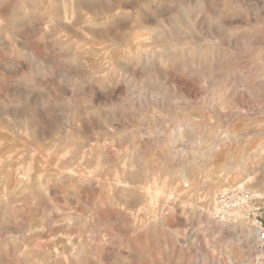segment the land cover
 Segmentation results:
<instances>
[{
    "label": "rangeland",
    "instance_id": "1",
    "mask_svg": "<svg viewBox=\"0 0 264 264\" xmlns=\"http://www.w3.org/2000/svg\"><path fill=\"white\" fill-rule=\"evenodd\" d=\"M18 1L17 0H0L1 2L0 3V38L1 36L4 37V39L1 38L2 42L0 41V48L2 50V51L0 50V61H1L0 62V75H1L0 76V101L2 100L0 104L3 103L1 104L2 106L9 105L8 108L12 112H17L16 115L19 116V117L16 116V118L13 117L14 121H12L11 116H10L11 119H8V117L4 116L3 117L4 119L0 120V145L2 144L0 146V158H1L0 159V169L3 166L6 167L10 165L9 166L10 169H8V167L6 168L3 167L4 170L3 169L0 170V180H1L0 181V189H1L0 190L1 191L0 192V199H1L0 200V264H75V263L76 264H241L242 261H246V260H248L247 264H262L258 249L255 246L251 247L253 245V242L249 243V241H247L246 238L243 236L241 232V226L239 225L240 224L239 219L237 220V218H235L234 215L230 214L229 212L221 213L222 211L221 207L223 208L224 204H227V203H223V202H220V200H217V202H219L218 208L220 209L218 213L214 210L215 208L212 202L210 201V194L211 193L213 194L217 191L215 195L216 196L220 195V192H218L219 191L218 187L214 185L212 187L209 184L202 183L200 179L201 174L196 170L192 172L194 174V177H193V174H191V172H189L190 175H188L189 173L186 174V184L184 183L182 179L178 177L179 175L177 174L181 172H186L185 168H182L181 166V163H180L182 161L181 158H185L184 157L185 154H186V158L191 157L194 154H192L193 151H191V149L187 147L189 145L188 142L187 141L185 142V144H188V145L184 144L185 139L184 141H178V137L176 136L174 130L176 131L178 128H179L178 130L180 131L184 130V132L185 130H188L189 135L192 136L191 138L196 137L197 143L202 144V142L199 141L200 137L206 140L209 139V137L212 134V131L215 129L216 125L218 124L217 121L186 123V121L189 120L188 117H193L197 113L196 110L194 108L193 110H190L187 107L184 108L183 104L178 106L176 104L172 105L167 102V100H169V98L170 99L173 98L175 94L176 95L178 94L179 96H184L186 98H192L195 93H198V94L201 93L200 83L192 79L185 69H184V72L182 71L183 70L182 64L179 63L181 62L180 61L181 57H179L181 53L175 49V47H177V49L182 46L185 48L189 47V44L191 41L187 37H181V36L180 37L174 36L173 38L172 37L168 38L169 40H166L167 38L163 40L162 38L160 41L158 40L156 42L152 41L154 39L150 41H141V44L143 46L148 47V48L143 47V49L145 48L144 51H146L147 53H150L151 52L150 50L152 49L154 52L156 50H159V48H157L158 46L165 47L166 51L169 53L167 55L168 59H170V61L168 60V65L166 67H164V64H158V62L156 63L155 60H157L156 57H158L156 53L154 54L151 53L152 55L150 56V60H149L150 70H147V71H144L143 66L135 62H131L130 64L129 63L120 64V65L116 64V65H113L114 67L111 66V63H110L111 62L110 58L117 59L120 57H125L126 56L125 49L133 47L135 45L136 42L132 40L134 33L139 32L140 29L142 28H143L142 30L158 29L156 28V26L159 27V25L156 23V20H157L155 19L156 16L158 15L164 16L163 15V13H165L164 11L166 10V8L169 7V4H167L168 2H170V7L172 11H174L179 1L175 4L174 0H151V1L150 0H134L137 3L136 4L133 0H130V1L129 0H109L111 4L110 7H105L103 2H101L102 0H95V2L93 3H89V2L85 3V1L80 0L81 9L76 15L77 18H75L74 24L72 26L61 25L60 27L53 26L51 28L54 33V36L56 37L59 36L61 39H64L65 40L64 45H66L67 47H69V49H71L67 57H65L63 52L61 50H58L57 47L55 50V46H49L50 44L40 40L38 38L39 37L38 35L37 36L34 35V29H38V27L39 29H41L40 26L42 25L43 27V24L46 23L47 15H52L55 18L59 17V14H61V12L60 10H57L56 7L65 3L66 0H29V1L28 0H18ZM152 1L154 2V4ZM222 1L225 2V0H222ZM235 1L237 4L236 6H233V7H236L237 9H239V7L241 6L240 5L241 2H243L244 0H235ZM255 1L259 5H264V0H260V1L253 0V2ZM20 5L21 7H19ZM226 7H227L226 9L228 10L229 9L228 4H226ZM24 8H27V10H25ZM35 8H36V11H35ZM156 8L159 10L156 11ZM92 9H95L96 12H98V14L96 15L91 14L90 10ZM97 9L99 10L97 11ZM29 10L31 12L28 13ZM38 10L42 12L43 14L41 13L42 14L41 15ZM18 11L19 13L15 15ZM25 11H27V13H25ZM83 11L85 12L83 13ZM143 12H145V14ZM24 13L27 16H25ZM30 13L31 15L33 14L34 16L32 15L31 17ZM132 13H134L135 17L131 16ZM18 15L20 18L19 17L17 18ZM22 15H24L23 18H22ZM39 15H41L42 18ZM120 15H121V20L123 18L122 21L126 20L125 22L122 23L120 21V18H119ZM146 15L148 17H146ZM227 15H228V11H227ZM227 15L226 16L222 15L223 17L220 16V19L223 21V26L225 27L232 26L234 30H236V28H238L239 26V32L241 33L244 30V25L245 26L246 24H249L250 26L255 25V27L257 26V30H255L256 32L254 31L253 35H255L256 39L251 40L248 44L249 47L245 48L242 46H236L235 44H230V45L228 43L226 44V42L223 40V35H220L219 37L221 38V44L223 45V48L220 53L221 55L217 59H215L216 62L215 60L213 61L214 64L215 65L217 64V65L214 66V64H212L211 66L212 68L209 74H211V78L214 76L224 78L229 72V70L232 69L231 65L232 66L234 65L236 66V69H238L240 73H243V75L246 76L245 78L246 80L243 86L250 87L254 90L251 95V99H252L251 103L249 106L247 105V101H246L247 97L236 98V103H237V107H240L243 109H248V107L252 108L250 110H254L255 116L251 117L250 119H246V120H228L227 121L228 123L226 121H220V122L222 126L235 127L237 132H240V133L245 132V134H249L250 132L247 138L253 139L251 136H254V134H251V132L256 133L257 131H264V126H263L264 124V58H262L261 60H258V57H259L258 50L261 48L264 50V23H263L264 21L261 24L256 25L257 24L256 19L252 16H248L247 12L243 10V15H244L243 21L240 24H238L236 28H234L233 23L231 21V17ZM84 16L88 17V20L87 19L85 20V18L82 19V17ZM36 17H37V20H36ZM28 20L30 22L32 21V24L29 23ZM88 21H94L97 23L104 21V27L102 28L92 27L91 28L87 23ZM139 21H140V24H138ZM108 22L110 23L108 24ZM125 23H126V26H125ZM134 23L136 24L134 25ZM31 25L34 28H32ZM121 25H123L124 27L123 26L121 27ZM137 25L139 26L137 27ZM142 25L144 27H142ZM77 27L79 30L77 29ZM62 30H64V32ZM237 31L238 29L236 30V32ZM65 32L68 33L67 34L68 37ZM206 33L204 34L203 32H201L198 34V36L200 38L206 37L207 35ZM101 36L102 37L104 36V37L102 38ZM25 41H27L28 43ZM147 42L152 47L148 46ZM1 43L5 45H1ZM43 43L45 46L43 45ZM121 43L123 47L121 46ZM76 44H78V46H76ZM171 44L173 47L171 46ZM83 45L84 47L85 45H88V46L84 48ZM90 45L92 46L99 45L100 47L103 48L104 51L101 53V55H97V54L80 55L79 56L80 60L79 59L77 61L73 60V56L75 54L83 53L84 50L86 49L89 50V48H91ZM154 45L155 47L153 48ZM34 46L36 47V49ZM114 46H117V47L114 48ZM39 47H40V50H39ZM78 47L80 51H78ZM109 47L111 51L109 50ZM14 48L16 49L14 50ZM48 48L50 49V52ZM171 48L173 50H169ZM33 49H35V51ZM57 50H58V53H57ZM16 51L19 54H17ZM40 51H43L42 52L43 54ZM55 52L57 55L55 54ZM14 53L17 55H15ZM30 53L32 56H35V59L33 61L35 64L34 63L32 64V62L30 63V61L26 60L27 59L26 57ZM175 54H176V57H175ZM19 55H22V57L19 58ZM61 57L62 58L64 57V58L62 59ZM173 57L176 58L177 60H175ZM20 59L21 61H19ZM65 59L67 60L66 63H65ZM41 60L45 62L43 63ZM104 60H107V61H104ZM18 61L21 63H19ZM35 61L38 63H36ZM82 61L88 62L87 64L83 65V70H81L84 73L82 72L79 73V72L74 71V75H72L73 80L70 85H67L65 83L60 84V82L57 80L56 75L50 74L48 72V75L46 76L47 73L46 71L44 72L46 68H47V71H50V69L53 68L52 70L54 71V73H56L58 71L57 69L62 68L61 66L63 67L64 66L65 67L75 66L76 67L77 64H79ZM56 62H58V64H55ZM70 62L72 63V65L70 64ZM170 62H172L171 63L172 65L170 64ZM9 63H11L10 69L9 67H6V65ZM38 64H40V67L38 66ZM134 64L136 65L135 67H133ZM35 65H37L38 67ZM100 65H102L101 67L102 72H104L106 75L108 74V76L111 75L115 78V80H112L110 82V86L103 88L101 83L96 81L95 78H91L89 81L90 86L88 84L83 89L81 87H78L80 84V81L86 78V76L90 75L89 69L98 68L100 67ZM43 66L44 67L46 66L45 69L43 68ZM18 68L19 70H17ZM176 68L179 69L180 71L177 70ZM6 69H8L9 71ZM109 69H110V72H109ZM11 70L12 72L10 73ZM31 70H33V72ZM38 70H41L43 73H45V75H43V73L41 74V72ZM164 70H166V72ZM5 71H6V75H4ZM18 71L19 72L21 71V72L19 73ZM8 72L10 75L9 74L7 75ZM27 72L29 73V75H27L28 74ZM35 72L36 73L38 72V73L36 74ZM111 72L113 73L115 72L114 75H112ZM122 72L124 73L123 74L124 77L122 76ZM131 72L132 74L135 73L136 75L134 74L132 75ZM162 72L164 73L162 74ZM39 73L42 76L41 78H40ZM23 74H26V75H23ZM138 74H139V77L137 76ZM36 75H38L39 78H37ZM115 76H118V78H120L122 82L118 80V78ZM24 77H26V79H28L27 77H31V78H29L30 80L28 79L26 81ZM51 78L53 79V81ZM116 79H117V82H116ZM153 81L154 82L156 81L155 83H157L158 85L157 84L155 85L158 86L159 88L165 87L166 89L164 88L163 89L166 92V94L163 91V89H159V91H161V93L159 94L158 87L157 89H155V85L151 83ZM49 82H52L53 84ZM118 83L120 84L122 83L123 87L121 85H118ZM142 83H143L144 88L142 86ZM51 84L54 85V87ZM72 84L73 85L75 84V85L73 86ZM152 84L154 87L152 86ZM14 85H17V87ZM47 85L48 86L51 85V87L50 86L46 87ZM58 85H62V86H58ZM116 85L119 87H117ZM8 86H12L14 88L11 90L15 91L14 93H16V96H17L16 98H12V93L9 91L11 87L8 88ZM98 86H100V88ZM6 87L8 88L7 92H6ZM74 87L80 88L79 91L77 90L73 91ZM50 88L51 90H49ZM60 88L62 90L64 89L63 94ZM147 88L150 91H148ZM153 88L154 90H152ZM27 91L29 94L31 93L29 96H27ZM69 91L73 95H71ZM139 91L142 92L141 101L138 104L137 110L133 112V110H131L132 108L130 105L132 101L131 98L135 99L136 92H139ZM155 91L157 92V94L154 93ZM132 92L135 94H133ZM167 93H170V94H167ZM129 94L131 95L129 96ZM166 95L167 96L169 95V96L166 97ZM100 97L102 99H100ZM144 97H146V99H144ZM29 98L32 102L35 100L36 102V103L34 102L35 105L32 104ZM35 98H37V100ZM40 99L42 101H40ZM97 99L99 100V102ZM8 100L10 101V103ZM17 101L19 105L17 104ZM6 102H8L9 104H7ZM23 102H26V103L23 104ZM43 102H48L50 106L46 107L43 104ZM69 102H71L70 110H68L67 108V105ZM147 103H148V106H147ZM14 104H16V106H14ZM22 104L23 105L27 104V105L23 106ZM89 104H90V107H89ZM42 105H44L43 106L44 109L42 108ZM83 105H84V108H82ZM140 108L144 112L140 111ZM169 108L170 110H168ZM18 109L20 110L18 111ZM126 109H129L128 114L126 113L127 112ZM160 110L161 112L163 110L162 115H161ZM176 110L178 111V113H176L177 112ZM83 111L85 113H83ZM122 111H123V114H122ZM36 112L37 114H35ZM33 113L39 116L42 121L40 122L37 116H35L34 118H37L38 121L32 118V116H34ZM46 113H47V116H46ZM59 113L61 114L60 116H59ZM179 113L181 116L179 115ZM117 114L120 115V117H117ZM166 114H167V118H166ZM113 115L115 116L113 117ZM124 115L125 117H127L126 118L127 120L125 119ZM68 116L71 119L69 120V122L70 121L71 122L69 124H64L62 120L68 119ZM178 116H179L180 121L176 119L178 118ZM6 118L10 120L9 121L10 124H8V120ZM118 118L121 124L119 123V120H117ZM144 118H146V121L144 120ZM102 119H104V121H102ZM123 119H125L126 122ZM184 120H185V123L182 122ZM58 121L60 122V124ZM177 121H179V123ZM229 121L231 122L229 123ZM1 122H3V124ZM35 122H38V124H34ZM72 122L74 124H72ZM49 124L51 128L49 127ZM146 124L149 126L147 127ZM151 124H152V128L150 127ZM35 125H37V127ZM39 125H40L41 132L39 131V127H38ZM56 125L62 127L63 129H66V125H67V129L71 131L72 135H75L74 129L76 128V126H78L77 128L79 130L76 128L77 134L75 138L73 136V141H75V145L78 144V146L77 147L73 146L71 148V146H68V143L65 145L62 143L63 146L59 147L58 141L60 137L62 136L63 132H61L62 130H57L58 132L55 131ZM71 125L73 127H70ZM131 125L133 126V128L130 129L129 126ZM118 126L121 127V128L119 127L120 131L119 130L114 131L113 133L108 134L109 136L105 134V133H108L106 132L108 131V129L114 130L113 127L116 128ZM149 127L151 131L149 130ZM18 128L25 129V130L27 129L26 130L27 134H23V133L20 134V132L17 131ZM173 128H176V129H173ZM88 130H91V131L89 132ZM132 130L135 131L134 134H132L133 132ZM129 131L131 132V134H129ZM31 133H33L34 135ZM41 133L44 135H42ZM17 136L20 138H18ZM152 136L154 137V140L152 139L153 138ZM23 138H25L26 141L24 140L22 142ZM89 139L91 141L90 144H94L96 142H99L101 144L104 143L106 148L104 146L102 150L98 151L99 154L97 151H94V150L87 151L86 149H84L85 152H82V149H80L79 145H82L83 143L85 144V142H87L86 145H88ZM92 139L95 140V142L93 140L94 143H92ZM260 139H262V137L257 138V140L255 138L254 145L251 143L252 145H250L247 148H249L250 151L251 149L254 150L256 145L261 144V142H258L260 141ZM37 140H38V143H36ZM76 140H78L79 143ZM142 140L144 142H142ZM42 141H45V142L41 143ZM149 141H151L150 142V145H152L151 147L148 144ZM54 142L55 144H53ZM251 142L253 141L251 140ZM29 143H30V146L32 145L34 146V148L37 147V149H34L32 146L30 147L26 145ZM138 143L139 145H137ZM141 143H143V145ZM144 143H145V146H144ZM21 144L23 146H21ZM108 144H114V145H110L111 147L110 146L107 147ZM115 144L117 145V147H115L116 146ZM56 145H58L59 148L57 147L56 150H52V152L54 151V153L50 152V154H48L49 151H47V149L50 147L56 146ZM69 145L71 144L69 143ZM127 145L128 147H130L129 148L130 150L128 149L127 151H123V152H121L120 150L118 151L120 147L124 148L125 146L127 147ZM134 145L137 146L136 150H134L135 149ZM131 146L133 147L132 149H131ZM174 146H175V150L173 148ZM16 147H17V150H16ZM32 149H34L33 150L34 153ZM30 151H32L33 153L32 155ZM175 151L177 154H175ZM41 152H43V154ZM45 152L47 153V155L45 154ZM95 152H96V155H95L96 157L94 156ZM195 152L196 151H194L193 153ZM51 153H52V156H51ZM63 153H64V156H63ZM171 153L173 154L171 155ZM20 154L22 155V157ZM39 154L40 155L42 154L41 155L42 157ZM66 154H68V156ZM44 155L48 157L46 158ZM100 155L102 157H100ZM128 155H130V158ZM182 155L184 156L182 157ZM97 156H99L98 157L99 159L96 160L95 158H97ZM116 156H117V159H115ZM125 156H127L128 158ZM231 156L235 157L237 156V153H232ZM29 157H31V159ZM107 157H109L110 159L108 158L109 160L108 159L105 160V158ZM5 158L7 159L9 158V159L7 160ZM82 158L84 159L81 160ZM123 158L126 160V162ZM32 159L34 160V162L30 161ZM44 159H46L47 161L45 162ZM127 159H129V161H127ZM43 161L45 164L42 163ZM221 161L224 162V156L221 157ZM55 162L58 164H56ZM28 163L31 166H29ZM37 163L38 164L42 163V164H39V166L42 168H40ZM85 164H86V167L89 166L88 170L85 167ZM94 164L95 165L97 164L98 167L95 166ZM54 165L55 166L57 165L59 167L57 168L56 166V170H55ZM18 166H19V169H17ZM28 166L33 168L32 170L33 175L37 174L38 172L44 173L43 178H42V187L43 188L46 187L45 188V190H47L46 192H42V193L41 191L36 192L35 187H27L25 185H19V187H16L17 185L15 186V181H13V179H15V177L16 179H18L19 175H21L22 169H25ZM93 166L95 168H98V170L97 169L95 170ZM45 167H46L45 169L46 171L44 170ZM89 168H94V170L91 171V169L89 170ZM109 168L111 170H109ZM125 168L127 169L129 168V170L127 171ZM57 169H59L58 173H57ZM61 169L63 171L66 170L65 171V173L67 172L66 175ZM103 169L104 170L106 169V170L105 172L102 173ZM263 170L264 169L258 170V174L263 175L264 174ZM166 171H169V172L171 171L172 173H169V172L166 173ZM15 172L16 173L18 172L17 173L18 175L15 174ZM87 172H90L91 175L90 173L88 174ZM10 173L12 174V176L10 175ZM115 173L117 174V176L121 175L119 179L118 178L116 179L115 177L116 175H114ZM112 175L115 177L114 179ZM99 176H102V180L104 179L105 181L104 180L102 181L101 177ZM65 177L66 179H64ZM56 178H57V181H56ZM106 178L110 182H107ZM231 178L229 179L228 183H230V180H232ZM87 179H91V180H87ZM242 179L243 177H241L240 179H236V180L240 181ZM83 180L84 182H82ZM93 180L95 183L92 182ZM116 180L120 183H116L117 182ZM13 182H14V185H13ZM148 182L150 184H148ZM160 182L163 184H161ZM241 183L244 184L245 186L244 188L246 189L256 188L254 186V183H251L249 181L244 180ZM106 187H109V188L107 189ZM158 187L164 188L167 192L174 190L175 193L170 198L166 196L160 198L158 200V203L156 202L157 205L156 206L153 205L152 207V205H148V201H147L148 197H147L146 189L147 188H158ZM235 187L239 188L238 185H235L234 188ZM49 188H50V191L48 190ZM123 189L124 191L122 192ZM213 189H215L214 192H213ZM246 189L243 190L240 188V190L247 193ZM263 189L264 187L259 188V190H263ZM32 190L34 191L31 193ZM111 190L113 191V193ZM3 191H5L3 195L6 194V196L5 195L3 196L1 194ZM34 193H36L37 195L35 196ZM63 194L65 197L63 196ZM99 196H100V199H99ZM3 197H5L6 199ZM103 197H106L107 199L106 198L102 199ZM256 198L258 201L256 207L260 209V211L263 214V218H264V197L259 196ZM109 200H112V201L110 202ZM112 202L113 204H110ZM149 208L152 210H150ZM243 208L246 211L245 207ZM245 211H244V214H245ZM244 218H245V224L247 226L245 229L249 228L252 230L253 218L251 217L247 218L246 214L244 215ZM26 238L28 239V241ZM226 249H228L229 251L232 252V254H234L232 256L231 261L227 258L226 254H224Z\"/></svg>",
    "mask_w": 264,
    "mask_h": 264
},
{
    "label": "bare ground",
    "instance_id": "2",
    "mask_svg": "<svg viewBox=\"0 0 264 264\" xmlns=\"http://www.w3.org/2000/svg\"><path fill=\"white\" fill-rule=\"evenodd\" d=\"M18 1V0H17ZM29 1V0H28ZM27 1V2H28ZM81 1H85V3H87V2H89V3H93V2H95V0H81ZM130 1V0H129ZM134 1V0H133ZM151 1V0H150ZM179 1V2H178ZM258 1H260V0H258ZM257 1V2H258ZM3 2V1H2ZM19 2V1H18ZM101 2H103V4L105 5V7H110V1L109 0H102ZM135 2V1H134ZM147 2V1H146ZM153 2V1H152ZM173 2V1H172ZM174 2H175V4L178 2V4L176 5V9L174 10V11H172V9H171V7H170V2H168L167 4H169V7L168 8H166V10L164 11L165 13H163V15L164 16H160V15H158V16H156V18L155 19H157L156 20V23L159 25V27H157L156 26V28H158V29H147V30H142V29H140V31L139 32H136V33H134L133 34V37L132 36H130V37H132V40L133 41H135L136 43H135V45L133 46V47H130V48H127V49H125V53H126V56L125 57H120V58H117V59H111L110 58V63H111V66H113V65H116V64H125V63H131V62H135V63H137V64H140L141 66H143V68H144V71H147V70H150V56L152 55L151 53H156L157 54V56L158 57H156L157 58V60H155L156 61V63L158 62V64H164V67H166L167 65H168V60L170 61V59H168V52L166 51V49H165V47L163 48V47H160V46H158L157 47V45H156V47L157 48H159V50H156L155 52L153 51V49L152 50H150L151 52L150 53H147L146 51H144V49L147 47V46H143L142 44H141V41H150V40H152V39H154V40H152V41H160L162 38H163V40L164 39H166V40H169L168 38H173L174 36H177V37H187L191 42H190V44H189V47H179L178 49H177V47H175V49L176 50H178L180 53H181V55L179 56V57H181V62H179L180 64H182V67H183V72H184V69L187 71V73L189 74V76L192 78V79H194V80H196L197 82H199L200 83V85H201V93L200 94H198V93H195L194 94V96L192 97V98H186V97H184V96H179L178 94L176 95L175 94V96L173 97V98H169V100H167V102L168 103H170V104H176V105H181V104H183V107L184 108H189L190 110H193V108L196 110V114L193 116V117H188V121H186V123H194V122H211V121H217V125H216V127H215V129L212 131V134H211V136L209 137V139H204V138H201L200 136V139H199V141H201L202 142V144H198L197 143V140H196V137H194V138H191L192 136H190L189 135V131L188 130H185V132H184V130H183V128H182V130L183 131H180V130H174V132H175V134H176V136L178 137V141H184V139H185V141H184V144H185V142L187 141L188 142V144H185V145H188L187 147L188 148H190L191 149V151H196L195 153H193L192 152V154H194L193 156H191V157H187L186 158V154H185V156L184 155H182V157L184 156L185 158H181L182 159V161L180 162L181 163V166H182V168H185V170H186V172H181V173H177L179 176V178L180 179H182L183 181H184V183L186 184V174L187 173H189V172H191V174H193L192 172L193 171H198L200 174H201V176H200V179H201V181H202V183H206V184H209V185H211L212 187H213V185L214 186H217L218 187V189H219V191L218 192H220V195H215V193L217 192H215V193H211L210 194V201L212 202V204H213V206H214V210L218 213V211H219V209L220 208H218V203L219 202H217V200H219V198H221L223 195H225V194H227L231 189H233L234 188V186L235 185H238V187L239 188H241V189H246V188H244L245 186H244V184H242L241 182H243L244 180H246V181H249V182H251V183H254V186L256 187L255 189H252V188H247L246 190H247V193H249L251 196H254V197H264V189L263 190H259V188L260 187H264V174L263 175H261V174H258V170H260V169H264V131H257L256 133H252L251 132V134H254V136H251L253 139H248L247 138V136L250 134V132H249V134H245V132L244 133H240V132H237V130H236V128L235 127H228V126H222L221 125V122L220 121H228V120H246V119H250L251 117H253V116H255V112H254V110H250V109H252V108H249L248 107V109H243V108H240V107H237V103H236V98H238V97H240V98H245V97H247V105L249 106L250 105V103H251V95H252V93H253V89L252 88H250V87H247V86H243V84H244V82H245V78H246V76H244L243 75V73H240L239 71H238V69H236V66H232L231 65V68L232 69H230L229 70V72L227 73V75L224 77V78H220V77H218V76H214V77H212L211 78V74H209L210 73V70H211V66H212V64H214V60L215 59H217L221 54V50H222V48H223V45L221 44V38L219 37L220 35H223V40L226 42V44L228 43L229 45L230 44H235L236 46H242V47H245V48H248L249 47V42L251 41V40H254V39H256V37H255V35H253V33H254V31L255 30H257V26L255 27V25L254 26H250L249 24H246V26L244 25V30L240 33L239 32V26H238V28H236V26L238 25V24H240L242 21H243V10H245L246 12H247V15L248 16H252V17H254L255 19H256V25H258V24H261L263 21H264V5H259V4H257L256 3V1L255 2H253V0H244L243 2H241V6L239 7V9H237L236 7H233V6H236V1L235 0H225V2L224 1H222V0H183V1H181V0H177V1H175L174 0ZM1 3V2H0ZM130 3V2H129ZM136 3V2H135ZM139 3V2H138ZM151 3V2H150ZM261 3H262V1H261ZM29 4V3H28ZM35 4V3H34ZM33 4V5H34ZM126 4V3H125ZM134 4V3H133ZM137 4V3H136ZM142 4V3H141ZM153 4H154V2H153ZM226 4H228V6H229V9L227 10L226 8ZM24 5V4H23ZM22 5V6H23ZM36 5V4H35ZM60 5V4H59ZM122 6H124V5H122ZM151 6H153V5H151ZM164 6V5H163ZM15 7H16V5H15ZM19 7H21V5L19 6ZM35 7H37V6H35ZM103 7V6H102ZM130 7V6H129ZM135 7V6H134ZM133 7V8H134ZM166 7V6H165ZM23 8V7H22ZM32 8H33V6H32ZM96 8V7H95ZM146 8V7H145ZM174 8V7H173ZM25 10H27V8H24ZM31 9V8H30ZM56 9L57 10H60V12H61V14H59V17H57V18H55V17H53L52 15H47V20H46V23H44L43 24V27H42V25L40 26L41 27V29H39V27H38V29H34V35L35 36H39L38 38L40 39V40H42V41H44V42H47L48 44H50L49 46H55V50H56V47H57V49L58 50H61L62 52H63V54H64V56L65 57H67V55H69L68 53H70V51H71V49H69V47H67L66 45H64V43H65V40L64 39H61L59 36L58 37H56V36H54V33H53V31H52V27L54 26V27H60L61 25H68V26H72L73 24H74V20H75V18H77L76 17V15L78 14V12L80 11V9H81V5H80V0H66V2L65 3H63L62 5H60V6H58V7H56ZM68 9V10H67ZM125 9H126V7H125ZM130 9V8H129ZM136 9V8H135ZM23 10V9H22ZM32 10H34V9H32ZM99 9H97V11H98ZM159 9H157L156 8V11H158ZM2 11V10H1ZM14 11V10H13ZM12 11V12H13ZM20 11V10H19ZM19 11L15 14V15H17L18 13H19ZM35 11H36V8H35ZM39 11V10H38ZM103 11V10H102ZM118 11V10H117ZM116 11V12H117ZM129 11V10H128ZM227 11H228V15L231 17V21H232V23H233V26H234V28H236V30L238 29V33L236 32V30H234L233 28H232V26H223V21L220 19V16H226L227 15ZM23 12V11H22ZM29 12H31L30 10L28 11V13ZM85 11H83V13H84ZM90 12H91V14H94V15H96V14H98V12H96V10L95 9H92V10H90ZM149 12H151V11H149ZM25 13H27V11H25ZM25 13H24V15H25ZM39 13L41 14L42 12H40L39 11ZM87 13V12H86ZM105 13V12H104ZM138 13H139V11H138ZM144 14H145V12H143ZM3 14V13H2ZM23 14V13H22ZM35 14H36V12H35ZM43 14V13H42ZM41 14V15H42ZM111 14V13H110ZM156 14V13H155ZM162 14V13H161ZM24 15H22V18L24 17ZM30 15H31V13H30ZM33 15V14H32ZM32 15H31V17H32ZM41 15H39V16H41ZM125 15V14H124ZM131 15V14H130ZM152 15V14H151ZM227 15V16H228ZM25 16H27V15H25ZM34 16V15H33ZM45 16V15H44ZM88 16V15H87ZM89 16H90V14H89ZM131 16H134V13H132V15ZM139 16V15H138ZM137 16V17H138ZM222 16V17H223ZM19 17V15L17 16V18ZM135 17V16H134ZM146 17H148L147 15H146ZM164 17V18H163ZM20 18V17H19ZM26 18V17H25ZM41 18H42V16H41ZM40 18V19H41ZM85 18V20L87 19L88 20V17H86V16H84V17H82V19H84ZM120 21L123 23V22H125V21H122L123 20V18H122V20H121V15H120ZM152 18V17H151ZM7 19V18H6ZM30 19V18H29ZM35 19V18H34ZM81 19V18H80ZM91 19V18H90ZM139 19V18H138ZM150 19V18H149ZM3 20V19H2ZM26 20V19H25ZM36 20H37V17H36ZM77 20V19H76ZM85 20H84V22H85ZM154 20V19H153ZM23 21V20H22ZM29 21V20H28ZM38 21H39V19H38ZM107 21V20H106ZM229 21V20H228ZM21 22V21H20ZM27 22V21H26ZM33 22H35V21H33ZM42 22V21H41ZM120 22V23H121ZM128 22H130V21H128ZM29 23H31L32 24V21L30 22L29 21ZM28 23V24H29ZM88 23V25L92 28V27H98V28H102V27H104V21L103 22H100V23H97V22H94V21H88L87 22ZM86 23V24H87ZM110 22H108V24H109ZM138 23V22H137ZM152 23V22H151ZM264 23V22H263ZM5 24V23H4ZM35 24V23H34ZM33 24V25H34ZM77 24V23H76ZM106 24V23H105ZM136 23H134V25H135ZM138 24H140V21H139V23ZM234 24H236V25H234ZM120 25V24H119ZM124 25V24H123ZM123 25H121V27L123 26ZM128 25V24H127ZM87 26V25H86ZM118 26V25H117ZM125 26H126V23H125ZM139 25H137V27H138ZM153 26V25H152ZM24 27V26H23ZM31 27L32 28H34L32 25H31ZM106 27V26H105ZM124 27V26H123ZM135 27V26H134ZM142 27H144L143 25H142ZM259 27V26H258ZM75 28V27H74ZM146 28V27H145ZM153 28V27H152ZM241 28V27H240ZM73 29V28H72ZM77 29H78V27H77ZM97 29V28H96ZM25 30V29H24ZM33 30V29H32ZM74 30H76V29H74ZM79 30V29H78ZM105 30V29H104ZM113 30V29H112ZM133 30V29H132ZM134 30H135V28H134ZM22 31V30H21ZM63 32H64V30H62ZM67 31V30H66ZM120 31V30H119ZM73 32V31H72ZM76 32V31H75ZM201 32H203L204 34L206 33L207 35H206V37H199L198 36V34L199 33H201ZM256 32V31H255ZM58 33V32H57ZM66 33V32H65ZM77 33V32H76ZM124 33V32H123ZM30 34V33H29ZM68 33H66V35H67ZM71 34V33H70ZM32 35V34H31ZM119 35H120V33H119ZM24 36V35H23ZM30 36V35H29ZM71 36V35H70ZM25 37V36H24ZM26 37H27V35H26ZM67 37H68V35H67ZM74 37V36H73ZM102 37V36H101ZM104 37V36H103ZM102 37V38H103ZM1 38H3L4 39V37H2L1 36ZM1 38H0V41H1ZM70 38V37H69ZM108 38V37H107ZM34 39V38H33ZM71 39V38H70ZM74 39V38H73ZM76 39V38H75ZM94 39V38H93ZM121 39V38H120ZM177 39V38H176ZM132 40H130V41H132ZM184 40V39H183ZM187 40V39H186ZM77 41V40H76ZM81 41V40H80ZM115 41V40H114ZM174 41V40H173ZM2 42V41H1ZM21 42H23V41H21ZM25 42H27V41H25ZM30 42H31V40H30ZM67 42V41H66ZM70 42V41H69ZM71 42H72V40H71ZM70 42V43H71ZM100 42V41H99ZM169 42V41H168ZM180 42V41H179ZM260 42V41H259ZM28 43V42H27ZM38 43V42H37ZM40 43H42V42H40ZM80 43V42H79ZM85 43V42H84ZM108 43V42H107ZM148 43V42H147ZM162 43V42H161ZM171 43V42H170ZM223 43V42H222ZM6 44H8V43H6ZM17 44H19V43H17ZM22 44V43H21ZM67 44V43H66ZM69 44V43H68ZM95 44V43H94ZM100 44H102V43H100ZM116 44V43H115ZM131 44V43H130ZM134 44V43H133ZM160 44V43H159ZM164 44V43H163ZM1 45H5V44H3V43H1ZM27 45V44H26ZM26 45H24V46H26ZM43 45H44V43H43ZM106 45V44H105ZM112 45V44H111ZM16 46V45H15ZM45 46V45H44ZM69 46V45H68ZM76 46H78V44H76ZM88 45H85V47H87ZM91 46V48H89V50H84V52L83 53H77V54H75L74 56H73V60L74 61H77L78 59H79V56L80 55H86V54H97V55H101V53L104 51L103 50V48L102 47H100L99 45L97 46V45H90ZM96 46V47H95ZM121 46H122V43H121ZM125 46V45H124ZM148 46H150L149 45V43H148ZM171 46H172V44H171ZM8 47V46H7ZM10 47V46H9ZM35 47V46H34ZM42 47V46H41ZM83 47H84V45H83ZM84 47V48H85ZM115 47H117V46H114V48ZM123 47V46H122ZM143 47H145L144 49H143ZM150 47H152V46H150ZM149 47V48H150ZM155 47V45L153 46V48ZM173 47V46H172ZM259 47V46H258ZM3 48V47H2ZM17 48V47H16ZM16 48H14V50L16 49ZM45 48V47H44ZM105 48V47H104ZM148 48V47H147ZM35 49H36V47H35ZM35 49H33L34 51H35ZM122 49V48H121ZM0 50H1V48H0ZM19 50V49H18ZM17 50V51H18ZM39 50H40V47H39ZM38 50V51H39ZM46 50V49H45ZM48 50H49V52H50V49L48 48ZM47 50V51H48ZM58 50H57V53H58ZM109 50L111 51V49H110V47H109ZM148 50V49H147ZM169 50H173L172 48L171 49H169ZM2 51V50H1ZM10 51V50H9ZM17 51H16V53H17ZM46 51V52H47ZM52 51H53V49H52ZM78 51H80V49H79V47H78ZM107 51V50H106ZM26 52V51H25ZM41 53L43 52V51H40ZM48 52V53H49ZM108 52V51H107ZM124 52V51H123ZM4 53V52H3ZM21 53V52H20ZM40 53V54H41ZM73 53V52H72ZM177 53V52H176ZM185 53H187V54H185ZM6 54V53H5ZM15 54V53H14ZM17 54H19V53H17ZM17 54H15V55H17ZM43 54V53H42ZM51 54V53H50ZM54 54V53H53ZM55 54H56V52H55ZM107 54V53H106ZM105 54V55H106ZM172 54H173V52H172ZM224 54V53H223ZM256 54H257V52H256ZM11 55V54H10ZM38 55V54H37ZM57 55V54H56ZM108 55V54H107ZM115 55V54H114ZM113 55V56H114ZM258 55H259V57H258V60H261L262 58H264V50L261 48V49H259L258 50ZM7 56V55H6ZM25 56V55H24ZM170 56V55H169ZM20 57H22V55H19V58ZM26 57V56H25ZM41 57H42V55H41ZM40 57V58H41ZM106 57V56H105ZM110 57V56H109ZM175 57H176V54H175ZM6 58V57H5ZM8 58V57H7ZM14 58V57H13ZM16 58V57H15ZM27 59L26 60H28V61H30V63L32 62V64L34 63L33 61H34V59H35V56H32L31 55V53L26 57ZM62 58V57H61ZM64 58V57H63ZM62 58V59H63ZM116 58V57H115ZM174 58V57H173ZM177 58H178V56H177ZM9 59V58H8ZM104 59V58H103ZM175 60H177L176 58H174ZM228 59V58H227ZM2 60V59H1ZM7 60V59H6ZM23 60H25V59H23ZM22 60V61H23ZM39 60V59H38ZM46 60V59H45ZM68 60H70V59H68ZM80 60V59H79ZM154 60V59H153ZM222 60V59H221ZM19 61H21V59L19 60ZM18 61V62H19ZM36 61H37V59H36ZM35 61V62H36ZM42 61V60H41ZM56 61V60H55ZM66 59H65V63H66ZM104 61H107V60H104ZM225 61V60H224ZM1 62V61H0ZM9 62V61H8ZM15 62V61H14ZM40 62V61H39ZM43 62V61H42ZM45 62V61H44ZM43 62V63H44ZM173 62V61H172ZM172 62H170V64L172 63ZM215 62H216V60H215ZM3 63V62H2ZM7 63V62H6ZM19 63H21V62H19ZM36 63H38V62H36ZM69 63V62H68ZM88 62H80L79 64H77V66L75 67V66H68V67H63V66H61L62 68H60V69H57L56 71V73H54V71L52 70L53 68H51L50 69V71H47V68H46V70H44V72L46 71V76L48 75V72L50 73V74H54V75H56V77H57V80L60 82V84L61 83H65V84H67V85H70L71 83H72V80H73V76L72 75H74V71L75 72H82L81 70H83V65H85V64H87ZM109 63V62H108ZM152 63V62H151ZM153 63H154V61H153ZM14 64V63H13ZM35 64V63H34ZM49 64V63H48ZM55 64H58V62H56ZM70 64L72 65V63L70 62ZM232 64V63H231ZM10 65H11V63H9V64H7L6 65V67H9V69H10ZM67 65V64H66ZM127 65V64H126ZM132 65V64H131ZM172 65V64H171ZM170 65V66H171ZM217 65V64H216ZM215 64H214V66H216ZM15 66V65H14ZM24 66H25V64H24ZM23 66V67H24ZM35 66H37V65H35ZM38 66L40 67V64H38ZM37 66V67H38ZM106 66V65H105ZM136 65L134 64V66L133 67H135ZM159 66V65H158ZM221 66V65H220ZM227 66V65H226ZM16 67V66H15ZM32 67H33V65H32ZM46 67V66H45ZM45 67L43 66V68L45 69ZM59 67V66H58ZM101 67H102V65H100V67H98V68H92V69H89V71H90V77L89 76H86V78H84V79H82L81 81H80V84H79V86L78 87H81L82 89L83 88H85L88 84H89V81H90V79L91 78H95L96 79V81H98L99 83H101V85H102V87L104 88V87H109L110 86V82L112 81V80H115V78L113 77V76H108V74L106 75L104 72H102V69H101ZM114 67V66H113ZM112 67V68H113ZM131 67V66H130ZM139 67V66H138ZM160 67V66H159ZM159 67H158V69H159ZM218 67V66H217ZM216 67V68H217ZM13 68V67H12ZM110 68V67H109ZM116 68V67H115ZM155 68H156V66H155ZM181 68V67H180ZM20 69H21V67H20ZM25 69V68H24ZM34 69V68H33ZM142 69V68H141ZM166 69V68H165ZM177 69V68H176ZM6 70H8V69H6ZM17 70H19V68L17 69ZM35 70V69H34ZM43 70V69H42ZM112 70V69H111ZM177 70H179V69H177ZM214 70V69H213ZM220 70V69H219ZM9 71V70H8ZM16 71V70H15ZM22 71V70H21ZM20 71V72H21ZM25 71V70H24ZM32 72H33V70H31ZM38 71H40L41 72V74L43 73L41 70H38ZM116 71V70H115ZM133 71V70H132ZM165 72H166V70H164ZM180 71V70H179ZM178 71V72H179ZM3 72V71H2ZM12 72V70L10 71V73ZM19 72V71H18ZM19 72V73H20ZM109 72H110V69H109ZM118 72H119V70H118ZM216 72V71H215ZM28 73V72H27ZM36 73V72H35ZM38 73V72H37ZM36 73V74H37ZM82 73H84V72H82ZM112 73V75H114V73L113 72H111ZM161 73V72H160ZM164 72H162V74H163ZM168 73V72H167ZM9 74V72L7 73V75ZM40 74V73H39ZM41 74H40V78L42 77L41 76ZM119 74V73H118ZM124 73L122 72V76L124 77V75H123ZM131 74H132V72H131ZM134 75H136L135 73H133ZM132 74V75H133ZM247 74V73H246ZM4 75H6V71H5V74ZM10 75V74H9ZM12 75V74H11ZM23 75H26V74H23ZM27 75H29V73L27 74ZM43 75H45V73H43ZM79 75V74H78ZM157 75V74H156ZM165 75V74H164ZM163 75V76H164ZM212 75H213V73H212ZM217 75V74H216ZM219 75H221V74H219ZM1 76V75H0ZM20 76H22V75H20ZM37 76V78H39L38 77V75H36ZM51 76V75H50ZM121 76V75H120ZM119 76V77H120ZM138 77H139V74L137 75ZM33 77H34V75H33ZM54 77V76H53ZM78 77V76H77ZM115 77H117L118 78V76H115ZM126 77V76H125ZM21 78V77H20ZM25 78V80L27 81L29 78H31V77H27L28 79H26V77H24ZM45 78V77H44ZM55 78V77H54ZM75 78V77H74ZM149 78V77H148ZM153 78V77H152ZM161 78V77H160ZM43 79V78H42ZM52 79V78H51ZM168 79V78H167ZM166 79V80H167ZM15 80V79H14ZM30 80V79H29ZM35 80H37V79H35ZM34 80V81H35ZM41 80V79H40ZM39 80V81H40ZM55 80V79H54ZM118 80H120V78H118ZM128 80V79H127ZM12 81V80H11ZM52 81H53V79H52ZM71 81V82H70ZM94 81V80H93ZM121 82H122V80H120ZM30 82V81H29ZM28 82V83H29ZM31 82H32V80H31ZM38 82V81H37ZM55 82H57V81H55ZM92 82V81H91ZM116 82H117V79H116ZM156 82V81H155ZM154 81L153 82H151V83H153L154 85L155 84H157V83H155ZM168 82V81H167ZM248 82H250V81H248ZM23 83V82H22ZM24 83H25V81H24ZM28 83H27V85H28ZM49 83H52V82H49ZM147 83V82H146ZM164 83V82H163ZM53 84V83H52ZM51 84V85H52ZM117 84V83H116ZM126 84V83H125ZM141 84V83H140ZM153 84H152V86H153ZM26 85V84H25ZM36 85V84H35ZM51 85H49L50 87H51ZM66 85V86H67ZM73 85V84H72ZM75 85V84H74ZM73 85V86H74ZM96 85V84H95ZM99 85V84H98ZM118 85H121L122 86V83L120 84V83H118ZM139 85V84H138ZM137 85V86H138ZM158 85V84H157ZM169 85V84H168ZM6 86V85H5ZM13 86V85H12ZM12 86H8V88L9 87H11L10 89H9V91L12 93V98H16L17 96H16V93H14L15 91L14 90H11V89H14ZM14 86H16L17 87V85H14ZM24 86V85H23ZM48 85L46 86V87H49ZM53 87H54V85H52ZM58 86H62V85H58ZM89 86H90V84H89ZM117 86V85H116ZM126 86V85H125ZM142 86H143V83H142ZM151 86V87H152ZM165 86V85H164ZM28 87V86H27ZM36 87V86H35ZM39 87V86H38ZM64 87V86H63ZM78 87H74V89H73V91H79V89L80 88H78ZM97 87V86H96ZM99 88H100V86H98ZM117 87H119V86H117ZM123 87V86H122ZM154 87V86H153ZM157 87L158 86H156L155 85V89H157ZM8 88L6 87V92H7V90H8ZM20 88V87H19ZM57 88V87H56ZM66 88V87H65ZM78 88V89H77ZM93 88V87H92ZM139 88V87H138ZM143 88H144V86H143ZM142 88V89H143ZM164 89H166L165 87H163ZM163 88H159L158 87V92H159V94L161 93V91H159V89H163ZM16 89V88H15ZM61 89V88H60ZM71 89V90H72ZM114 89V88H113ZM116 89V88H115ZM119 89H121V88H119ZM125 89V88H124ZM134 89V88H133ZM164 89H163V91H164ZM49 90H51V88L49 89ZM62 90V89H61ZM60 90V91H61ZM70 90V91H71ZM88 90V89H87ZM127 90H128V88H127ZM130 90V89H129ZM136 90V89H135ZM147 90H148V88H147ZM152 90H154V88L152 89ZM199 90V91H200ZM8 91V92H9ZM18 91H19V89H18ZM59 91V92H60ZM63 91H64V89L61 91L62 92V94H63ZM69 91V93H71ZM120 91V90H119ZM145 91V90H144ZM148 91H150V90H148ZM167 91V90H166ZM16 92H17V90H16ZM82 92V91H81ZM86 92V91H85ZM92 92V91H91ZM105 92H106V90H105ZM114 92V91H113ZM165 92V91H164ZM172 92V91H171ZM133 93V92H132ZM148 93V92H147ZM151 93V92H150ZM154 93H156L157 94V92L155 91ZM31 94V93H30ZM29 93H28V91H27V96H29L30 95ZM41 94V93H40ZM96 94V93H95ZM95 94H94V96H95ZM133 94H135V93H133ZM165 94H166V92H165ZM167 94H170V93H167ZM71 95H73L72 93H71ZM90 95V94H89ZM97 95H98V93H97ZM126 95V94H125ZM131 94H129V96H130ZM141 95H142V92H136V97H135V99H133V98H131L132 99V101H131V103H130V105H131V108H129V109H131V110H133V112L135 111V110H137V108H138V104H139V102L141 101ZM144 95V94H143ZM8 96V95H7ZM42 96V95H41ZM86 96V95H85ZM92 96V95H91ZM90 96V97H91ZM103 96V95H102ZM145 96V95H144ZM169 96V95H168ZM167 95H166V97H168ZM6 97V96H5ZM20 97V96H19ZM32 97V96H31ZM67 97V96H66ZM98 97V96H97ZM124 97H126V96H124ZM143 97V96H142ZM42 98V97H41ZM71 98V97H70ZM93 98V97H92ZM36 100H37V98H35ZM38 99H39V97H38ZM45 99V98H44ZM56 99V98H55ZM100 99H102L101 97H100ZM130 99V98H129ZM144 99H146V97H144ZM27 100V99H26ZM25 100V101H26ZM29 100H30V98H29ZM98 100V99H97ZM158 100V99H157ZM162 100V99H161ZM2 101V100H1ZM0 101V102H1ZM9 101V100H8ZM31 101V100H30ZM40 101H42L41 99H40ZM67 101V100H66ZM77 101V100H76ZM75 101V102H76ZM90 101H91V99H90ZM129 101V100H128ZM163 101V100H162ZM12 102V101H11ZM32 102V101H31ZM35 100L32 102V104H34L35 105ZM39 102V101H38ZM55 102V101H54ZM83 102V101H82ZM98 102H99V100H98ZM97 102V103H98ZM158 102V101H157ZM7 104H9L10 103V101H9V103L8 102H6ZM14 103V102H13ZM22 103V102H21ZM24 103H26V102H23V104ZM59 103V102H58ZM66 103V102H65ZM91 103V102H90ZM1 104H3V103H1ZM0 104V105H1ZM17 104H18V101H17ZM22 104V105H23ZM29 104V103H28ZM43 104L46 106V107H49L50 106V104L48 103V102H43ZM54 104V103H53ZM64 104V103H63ZM116 104V103H115ZM129 104V103H128ZM154 104V103H153ZM169 104V105H170ZM11 105V104H10ZM13 105V104H12ZM19 105V104H18ZM27 105V104H26ZM26 105H23V106H26ZM44 105H42V108H43V106ZM67 105V104H66ZM65 105V106H66ZM100 105V104H99ZM247 105H246V107H247ZM14 106H16V104H14ZM31 106V105H30ZM70 106H71V102H69L68 103V105H67V108H68V110H70ZM94 106V105H93ZM147 106H148V103H147ZM161 106V105H160ZM9 105L7 106V105H1L0 106V120H2V119H4L3 117L5 116V117H8V119H11V117H12V121H14L13 120V117H15L16 118V114H17V112H12L9 108ZM29 107V106H28ZM46 107H45V109H46ZM73 107H74V105H73ZM89 107H90V104H89ZM155 107H157V106H155ZM245 107V108H246ZM25 108H27V107H25ZM82 108H84V105H83V107ZM96 108H97V106H96ZM111 108V107H110ZM112 108H113V106H112ZM111 108V109H112ZM118 108V107H117ZM116 108V109H117ZM120 108V107H119ZM123 108V107H122ZM126 108V107H125ZM145 108H146V106H145ZM161 108V107H160ZM166 108V107H165ZM182 108V107H181ZM180 108V109H181ZM44 109V108H43ZM110 109V110H111ZM129 109H126V113L128 114L129 112ZM157 109V108H156ZM174 109V108H173ZM183 109V108H182ZM181 109V110H182ZM12 110H13V108H12ZM20 109H18V111H19ZM55 110V109H54ZM123 110H125V109H123ZM130 110V111H131ZM158 110V109H157ZM168 110H170V108L168 109ZM187 110V109H186ZM186 110H185V112H186ZM113 111V110H112ZM140 111H143V110H141V108H140ZM139 111V112H140ZM177 111V110H176ZM32 112H33V110H32ZM38 112V111H37ZM37 112L35 113V114H37ZM66 112V111H65ZM68 112V111H67ZM77 112V111H76ZM144 112V111H143ZM160 112H161V110H160ZM162 112H163V110H162ZM162 112H161V115H162ZM184 112V111H183ZM39 113V112H38ZM69 113H70V111H69ZM72 113V112H71ZM83 113H85L84 111H83ZM107 113V112H106ZM125 113V112H124ZM131 113V112H130ZM167 113V112H166ZM176 113H178V111L176 112ZM181 113V112H180ZM180 113H179V115H180ZM34 114V113H33ZM34 114V116H32V118H34L35 116H37V115H35ZM45 114V113H44ZM95 114V113H94ZM105 114V113H104ZM115 114V113H114ZM122 114H123V111H122ZM158 114H159V112H158ZM15 115V116H14ZM41 115V114H40ZM54 115V114H53ZM56 115V114H55ZM61 114L59 113V116H60ZM107 115V114H106ZM106 115H104V116H106ZM153 115V114H152ZM151 115V116H152ZM157 115V114H156ZM161 115H160V117H161ZM169 115V114H168ZM11 116V117H10ZM24 116H25V114H24ZM42 116H43V114H42ZM45 116V115H44ZM46 116H47V113H46ZM58 116V115H57ZM58 116V117H59ZM115 115H113V117H114ZM145 116V115H144ZM143 116V117H144ZM151 116H150V118H151ZM181 116V115H180ZM186 116H187V114H186ZM17 117H19V116H17ZM28 117V116H27ZM38 118H39V120H40V122L42 121L41 119H40V117L39 116H37ZM52 117V116H51ZM63 117V116H62ZM65 117V116H64ZM71 117V116H70ZM85 117V116H84ZM111 117V116H110ZM117 117H120V115H118L117 114ZM124 117H125V115H124ZM146 117V116H145ZM155 117V116H154ZM159 117V116H158ZM169 117V116H168ZM183 117V116H182ZM181 117V118H182ZM29 118V117H28ZM60 118V117H59ZM66 118V117H65ZM112 118V117H111ZM127 117H125V119H126ZM129 118V117H128ZM132 118V117H131ZM130 118V119H131ZM163 118V117H162ZM166 118H167V114H166ZM184 118V117H183ZM186 118V117H185ZM7 119V118H6ZM5 119V120H6ZM7 119V120H8ZM34 119H36L37 120V118H34ZM43 119H44V117H43ZM57 119V118H56ZM125 119H123L124 121H125ZM165 119V118H164ZM170 119V118H169ZM176 119H178L179 121H180V119H179V116H178V118H176ZM255 119V118H254ZM18 120H19V118H18ZM18 120H17V122H18ZM30 120H31V118H30ZM69 120H71L70 118H69V116H68V119H64V120H62V122L64 123V124H69L70 122H69ZM109 120V119H108ZM117 120H119V118L117 119ZM122 120V119H121ZM127 120V119H126ZM144 120L146 121V118H144ZM152 120V119H151ZM150 120V121H151ZM154 120V119H153ZM9 121L10 120H8V124H10L9 123ZM38 121V120H37ZM102 121H104V119H102ZM141 121H142V119H141ZM145 121H143V122H145ZM148 121H149V119H148ZM147 121V122H148ZM157 121V120H156ZM179 121H177L178 123H179ZM21 122V121H20ZM19 122V123H20ZM27 122V121H26ZM44 122V121H43ZM47 122V121H46ZM45 122V123H46ZM55 122V121H54ZM59 122V121H58ZM115 122V121H114ZM117 122V121H116ZM126 122V121H125ZM129 122V121H128ZM127 122V123H128ZM146 122V123H147ZM182 122H184L185 123V120L184 121H182ZM231 121H229V123H230ZM2 124H3V122H1ZM51 123V122H50ZM119 123H120V120H119ZM152 123V122H151ZM228 123V122H227ZM13 124V123H12ZM14 124H15V122H14ZM13 124V125H14ZM28 124V123H27ZM34 124H38V122H35ZM59 124H60V122H59ZM72 124H74L73 122H72ZM121 124V123H120ZM131 124V123H130ZM148 124V123H147ZM146 124V125H147ZM223 124H225V123H223ZM12 125V126H13ZM52 125V124H51ZM77 125V124H76ZM79 125V124H78ZM94 125V124H93ZM92 125V126H93ZM101 125V124H100ZM103 125V124H102ZM110 125H111V123H110ZM127 125V124H126ZM145 125V126H146ZM149 125H150V123H149ZM149 125H147V127L149 126ZM227 125V124H226ZM6 126V125H5ZM17 126V125H16ZM36 127H37V125H35ZM45 126H46V124H45ZM108 126V125H107ZM124 126V125H123ZM122 126V127H123ZM128 126V125H127ZM137 126V125H136ZM138 126H139V124H138ZM143 126V125H142ZM176 126H178V125H176ZM181 126V125H180ZM179 126V127H180ZM230 126V125H229ZM263 126H264V124H263ZM31 127V126H30ZM39 127V131H40V125L38 126ZM44 127V126H43ZM49 127H50V124H49ZM55 127V126H54ZM70 127H73L72 125L70 126ZM78 126H76V128H77ZM120 126H118V127H116V128H114L113 127V129L114 130H109L108 129V131H106V132H108V133H105V134H110V133H113L114 131H120V128H119ZM126 127V126H125ZM144 127V126H143ZM151 128H152V124H151V126H150ZM150 127H149V130H150ZM175 127V126H174ZM182 127H183V125H182ZM237 127H238V125H237ZM15 128V127H14ZM13 128V129H14ZM35 128V127H34ZM42 128V127H41ZM46 128H47V126H46ZM45 128V129H46ZM51 128V127H50ZM76 128L74 129L75 131H76ZM110 128V127H109ZM129 128L131 129V128H133V126L131 125V126H129ZM129 128H128V130H129ZM136 128V127H135ZM141 128V127H140ZM139 128V129H140ZM3 129V128H2ZM43 129V128H42ZM73 129V128H72ZM78 129V128H77ZM173 129H176V128H173ZM210 129V128H209ZM27 130V129H26ZM25 129H21V128H18V130L17 131H19L20 132V134H27ZM28 130H29V128H28ZM44 130V129H43ZM53 130V129H52ZM57 130H62L61 132H63V134H62V136L60 137V139H59V147H61V146H63V144L65 145V144H67L68 143V146H71V148L73 147V146H78V144H77V142H76V144L77 145H75V141H73V136H74V138H75V136H76V134H77V131H76V133H75V131H74V134L75 135H72V133H71V131L70 130H68L67 129V125H66V129H63L62 127H60V126H57L56 125V127H55V131H57ZM79 130V129H78ZM84 130V129H83ZM103 130V129H102ZM101 130V131H102ZM192 130V129H191ZM15 131V130H14ZM38 131V132H39ZM45 131V130H44ZM89 132L91 131V130H88ZM87 131V132H88ZM126 131V130H125ZM133 132H132V134H134L135 133V131L134 130H132ZM144 131V130H143ZM147 131V130H146ZM151 131V130H150ZM178 131V132H177ZM251 131V130H250ZM256 131V130H255ZM41 132V131H40ZM43 132V131H42ZM46 132V131H45ZM44 132V133H45ZM47 132H48V130H47ZM58 132V131H57ZM60 132V133H61ZM82 132V131H81ZM84 132V131H83ZM103 132V131H102ZM141 132H142V130H141ZM50 133V132H49ZM247 133V132H246ZM31 134H33V133H31ZM42 134V133H41ZM83 134V133H82ZM88 134V133H87ZM90 134V133H89ZM102 134V133H101ZM120 134V133H119ZM129 134H131V132L129 131ZM152 134V133H151ZM34 135V134H33ZM42 135H44V134H42ZM52 135V134H51ZM84 135V134H83ZM100 135V134H99ZM112 135V134H111ZM140 135V134H139ZM191 135H192V133H191ZM25 136V135H24ZM32 136V135H31ZM41 136V135H40ZM47 136V135H46ZM109 136V135H108ZM123 136H124V134H123ZM134 136V135H133ZM143 136V135H142ZM141 136V137H142ZM146 136H148V135H146ZM15 137V136H14ZM18 137V136H17ZM33 137V136H32ZM35 137H36V135H35ZM83 137V136H82ZM115 137H116V135H115ZM119 137H120V135H119ZM153 137V136H152ZM250 137V138H251ZM262 137V139H260V141H258V142H261V144H258V145H256L255 146V148H254V150L253 149H251V151H250V149L249 148H247V147H249L250 145H254V143H255V141H254V139L256 138V140H257V138H261ZM18 138H20V137H18ZM56 138V137H55ZM96 138V137H95ZM98 138V137H97ZM140 138V137H139ZM247 138V139H246ZM17 139V138H16ZM37 139V138H36ZM77 139V138H76ZM84 139V138H83ZM118 139H120V138H118ZM141 139V138H140ZM153 140H154V137L152 138ZM175 139H177V138H175ZM25 140V138H23V140H22V142ZM55 140V139H54ZM93 140L94 139H92V143H94L95 142V140H94V142H93ZM136 140V139H135ZM144 140V139H143ZM142 140V142H144ZM251 140L253 141V142H251ZM20 141V140H19ZM26 141V140H25ZM76 141H78V140H76ZM87 141V140H86ZM89 141H90V139H89ZM88 141V145H86V143L87 142H85V144L83 143L82 145H79L80 146V149H82V152H85V150L84 149H86L87 151H100V150H102L103 148H104V146H105V144L103 143V144H101V143H99V142H96V143H94V144H90L91 143V141L89 142ZM156 141V140H155ZM174 141V140H173ZM27 142H29V141H27ZM43 142H45V141H42L41 143H43ZM122 142V141H121ZM145 142H147V141H145ZM150 142L151 141H149V145H150ZM30 143H32V142H30ZM30 143L29 144H26V145H28V146H30ZM36 143H38V140H37V142ZM47 143V142H46ZM63 143V144H62ZM69 143L71 144V145H69ZM78 143H79V141H78ZM107 143V142H106ZM112 143V142H111ZM153 143H154V141H153ZM175 143H177V142H175ZM252 143V144H251ZM53 144H55V142L53 143ZM131 144V143H130ZM142 145H143V143H141ZM2 145V144H1ZM0 145V146H1ZM18 145V144H17ZM20 145V144H19ZM110 145H114V144H108L107 145V147L108 146H110ZM116 145V144H115ZM124 145V144H123ZM122 145V146H123ZM126 145V144H125ZM132 145V144H131ZM137 145H139V143L137 144ZM173 145V144H172ZM21 146H23L22 144H21ZM20 146V147H21ZM25 146V145H24ZM32 146V145H31ZM30 146V147H31ZM144 146H145V143H144ZM152 145H150V147H151ZM176 146V145H175ZM175 146L173 147L174 148V150H175ZM15 147V146H14ZM33 148H34V146H32ZM58 147V145H56V146H53V147H50V148H48L47 149V151H49L48 152V154H50V152H52V150H56V148ZM58 147V148H59ZM111 147V146H110ZM115 147H117V145L115 146ZM115 147H113V148H115ZM120 147V146H119ZM149 147V146H148ZM153 147H154V145H153ZM105 148H106V146H105ZM130 147H128V145H127V147L125 146L124 148L123 147H120L119 149H118V151L120 150L121 152H123V151H127L128 149H129ZM133 147L131 146V149H132ZM134 150H136V148H137V146L136 145H134ZM178 148V147H177ZM176 148V149H177ZM11 149V148H10ZM31 149V148H30ZM29 149V150H30ZM34 149H37V147L36 148H34ZM34 149H32V151L34 150ZM109 149H111V148H109ZM149 149H151V148H149ZM2 150V149H1ZM7 150V149H6ZM16 150H17V147H16ZM22 150H24V149H22ZM26 150V149H25ZM130 150V149H129ZM145 150V149H144ZM148 150V149H147ZM19 151V150H18ZM32 151H30L31 152V155L34 153V151H33V153H32ZM46 151V152H47ZM66 151V150H65ZM68 151V150H67ZM186 151V150H185ZM12 152V151H11ZM28 152V151H27ZM36 152V151H35ZM44 152V151H43ZM43 152H41L42 154H43ZM45 152V154L47 155V153ZM82 152H81V154H82ZM106 152V151H105ZM105 152H104V154H105ZM135 152V151H134ZM133 152V153H134ZM171 152V151H170ZM178 152V151H177ZM184 152V151H183ZM190 152V151H189ZM189 152H187V153H189ZM2 153V152H1ZM29 153V152H28ZM52 153H54V151L52 152ZM52 153H51V156H52ZM232 153H237V156H235V157H233V156H231V154ZM10 154V153H9ZM36 154V153H35ZM41 154V155H42ZM80 154V155H81ZM98 154H99V152H98ZM101 154V153H100ZM103 154V155H104ZM132 154V153H131ZM173 153H171V155H172ZM175 154H177L176 153V151H175ZM21 155V154H20ZM40 155V154H39ZM40 155V156H41ZM67 156H68V154H66ZM84 155V154H83ZM85 155H86V153H85ZM84 155V156H85ZM96 155V152H95V154H94V156ZM116 155H118V154H116ZM159 155V154H158ZM188 155V154H187ZM11 156V155H10ZM23 156H24V154H23ZM30 156V155H29ZM45 156V155H44ZM59 156V155H58ZM63 156H64V153H63ZM87 156H89V155H87ZM106 156V155H105ZM129 156V158H130V155H128ZM189 156V155H188ZM224 156V162L223 161H221V157H223ZM13 157V156H12ZM18 157V156H17ZM21 157H22V155H21ZM27 157V156H26ZM34 157H35V155H34ZM42 157V156H41ZM46 157V156H45ZM48 157V156H47ZM46 157V158H47ZM49 157H50V155H49ZM73 157V156H72ZM96 157V156H95ZM99 156H97V158H95L96 160L97 159H99L98 158ZM100 157H102L101 155H100ZM104 157V156H103ZM119 157V156H118ZM125 157H127V156H125ZM124 157V158H125ZM136 157V156H135ZM171 157H173V156H171ZM30 159H31V157H29ZM109 157H107V158H105V160L106 159H108ZM123 158V159H124ZM128 158V157H127ZM176 158V157H175ZM179 158V159H180ZM1 159V158H0ZM5 159H7V158H5ZM9 159V158H8ZM7 159V160H8ZM16 159V158H15ZM26 159V158H25ZM25 159H23V160H25ZM34 159V158H33ZM30 160L31 162L33 161L34 162V160ZM37 159V158H36ZM84 158H82L81 160H83ZM110 159V158H109ZM108 159V160H109ZM115 159H117V156H116V158ZM180 159V160H181ZM18 160V159H17ZM43 160V159H42ZM45 160V162L47 161L46 159H44ZM66 160H67V158H66ZM76 160H77V158H76ZM100 160H102V159H100ZM122 160V159H121ZM120 160V161H121ZM125 160V159H124ZM27 161V160H26ZM50 161V160H49ZM54 161V160H53ZM58 161V160H57ZM62 161V160H61ZM112 161V160H111ZM111 161H109V162H111ZM127 161H129V159H127ZM176 161H177V159H176ZM29 162V161H28ZM69 162V161H68ZM71 162V161H70ZM79 162V161H78ZM108 162V161H107ZM113 162V161H112ZM122 162V161H121ZM121 162H119V163H121ZM125 162H126V160H125ZM125 162H124V164H125ZM13 163H15V162H13ZM23 163V162H22ZM21 163V164H22ZM42 163H44V161L42 162ZM42 163H39V164H42ZM50 163V162H49ZM56 163V162H55ZM86 163V162H85ZM96 163V162H95ZM97 163H98V161H97ZM132 163V162H131ZM135 163V162H134ZM133 163V164H134ZM12 164V163H11ZM38 164V163H37ZM39 164H38V166H39ZM45 164V163H44ZM52 164V163H51ZM50 164V165H51ZM56 164H58V163H56ZM70 164V163H69ZM77 164V163H76ZM114 164V163H113ZM118 164V163H117ZM15 165V164H14ZM28 165H29V163H28ZM75 165V164H74ZM95 165V164H94ZM106 165H107V163H106ZM121 165V164H120ZM123 165V164H122ZM10 166V165H9ZM9 166H6V167H8V169H10L9 168ZM12 166V165H11ZM29 166H31V165H29ZM26 167L25 169H22V172H21V175H19V177H18V179H16V177H15V179H13V181H15V186L16 187H19V185H25V186H27V187H35L36 188V192L38 191V192H40L41 191V193L42 192H46L47 190H45V188H43L42 187V178H43V174L44 173H40V172H38L37 174H35V175H33L32 174V170H33V168H31V167ZM42 166V165H41ZM55 166V165H54ZM57 166V165H56ZM56 166L54 167L55 168V170H56ZM61 166V165H60ZM64 166V165H63ZM82 166H84V165H82ZM95 166H97V164L95 165ZM112 166V165H111ZM118 166V165H117ZM4 167V166H3ZM1 168V169H3L4 170V168H6V167H4V168ZM22 167H23V165H22ZM33 167V166H32ZM40 167V166H39ZM38 167V168H39ZM52 167H53V165H52ZM59 166H57V168H58ZM62 167V166H61ZM60 167V168H61ZM85 167H86V164H85ZM89 167V166H88ZM88 167H86L87 168V170H88ZM94 167V166H93ZM98 167V166H97ZM108 167H109V165H108ZM113 167V166H112ZM111 167V168H112ZM15 168H17V167H15ZM40 168H42V167H40ZM39 168V169H40ZM59 168V169H60ZM63 168V167H62ZM95 168V167H94ZM94 168H89V170L91 169V171H93L94 170ZM117 168H119V167H117ZM122 168V167H121ZM0 169V170H1ZM17 169H19V166H18V168ZM38 169V170H39ZM46 169V167L44 168V170ZM50 169V168H49ZM48 169V170H49ZM59 169H57V173H58V170ZM85 169V168H84ZM98 170V168H95V170ZM107 169V168H106ZM105 169V170H106ZM127 171L129 170V168L127 169V168H125ZM132 169V168H131ZM131 169H130V171H131ZM15 170V169H14ZM62 170V169H61ZM105 170L103 169V171H102V173L103 172H105ZM109 170H111L110 168H109ZM164 170V169H163ZM183 170V169H182ZM19 171V170H18ZM46 171V170H45ZM63 171V170H62ZM66 171V170H65ZM65 171H63L64 172V174L66 175V173H65ZM68 171V170H67ZM72 171V170H71ZM90 171V172H91ZM188 171V172H187ZM264 171V170H263ZM10 172V171H9ZM36 172V171H35ZM73 172V171H72ZM90 172H87L88 174L90 173ZM110 172V171H109ZM115 172V171H114ZM169 171H166V173H168ZM2 173V172H1ZM18 173V172H17ZM16 172H15V174H17ZM56 173V172H55ZM70 173V172H69ZM75 173V172H74ZM100 173V172H99ZM111 173V172H110ZM169 173H172L171 171L169 172ZM51 174H53V173H51ZM76 174V173H75ZM84 174V173H83ZM88 174H86V175H88ZM109 174V173H108ZM117 174H118V172H117ZM117 174L115 173L114 175H116L115 177H116V179L118 178L119 179V177L121 176V175H119V176H117ZM173 174H174V172H173ZM10 175L12 176V174L10 173ZM18 175V174H17ZM49 175V174H48ZM61 175V174H60ZM64 175V176H65ZM74 175V174H73ZM72 175V176H73ZM90 175H91V173H90ZM165 175H167V174H165ZM165 175H164V177H165ZM188 175H190V173L188 174ZM214 175H215V177H214ZM3 176V175H2ZM2 176H1V178H2ZM16 176V175H15ZM45 176V175H44ZM58 176V175H57ZM62 176H63V174H62ZM75 176V175H74ZM79 176H81V175H79ZM113 176V175H112ZM233 176V177H232ZM76 177V176H75ZM74 177V178H75ZM97 177V176H96ZM99 177H101V180H102V176H99ZM106 177H107V175H106ZM114 176H113V179L115 178ZM162 177V176H161ZM193 177H194V174H193ZM232 177V178H231ZM241 177H243V179L242 180H236V179H240ZM49 178V177H48ZM79 178V177H78ZM93 178V177H92ZM103 178H104V176H103ZM141 178V177H140ZM232 179V180H230V183H228V181H229V179ZM34 179H35V181H34ZM45 179V178H44ZM60 179V178H59ZM64 179H66V177L64 178ZM85 179V178H84ZM97 179H99V178H97ZM122 179V178H121ZM166 179V178H165ZM199 179V178H198ZM74 180V179H73ZM86 180V179H85ZM87 180H91V179H87ZM104 180V179H103ZM102 180V181H103ZM193 180H194V178H193ZM1 181V180H0ZM10 181V180H9ZM8 181V182H9ZM56 181H57V178H56ZM97 181V180H96ZM105 181V180H104ZM106 181L107 182H110V181H108V179L106 178ZM117 181V180H116ZM153 181V180H152ZM7 182V181H6ZM81 182V181H80ZM82 182H84V180L82 181ZM93 183H95L94 182V180L92 181ZM155 182V181H154ZM153 182V183H154ZM71 183V182H70ZM103 183V182H102ZM105 183V182H104ZM113 183V182H112ZM116 183H120V182H116ZM122 183V182H121ZM161 183V182H160ZM85 184V183H84ZM97 184V183H96ZM148 184H150L149 182H148ZM161 184H163V183H161ZM160 184V185H161ZM13 185H14V182H13ZM48 185V184H47ZM118 185V184H117ZM154 185V184H153ZM188 185V184H187ZM96 186V185H95ZM4 187V186H3ZM16 187H15V189H16ZM113 187V186H112ZM146 187H147V185H146ZM145 187V188H146ZM149 187V186H148ZM153 187V186H152ZM155 187V186H154ZM99 188V187H98ZM107 189L109 188V187H106ZM111 188V187H110ZM236 188V187H235ZM102 189V188H101ZM1 190V189H0ZM5 190V189H4ZM31 190V189H30ZM49 191H50V188L48 189ZM97 190H99V189H97ZM125 190H126V188H125ZM214 190L215 189H213V192H214ZM34 190H32L31 191V193L33 192ZM91 191V190H90ZM105 191V190H104ZM107 191V190H106ZM112 191V190H111ZM121 191V190H120ZM124 191V189L122 190V192ZM179 191V190H178ZM1 192V191H0ZM8 192H10V191H8ZM183 192V191H182ZM3 193H5V191H3L1 194L3 195ZM102 193H103V191H102ZM112 193H113V191H112ZM143 193V192H142ZM146 193H147V201H148V205H152V207H153V205H157L156 204V202L158 203V200L160 199V198H162V197H168V198H170L171 196H173L174 195V193H175V191L174 190H171V191H169V192H167L164 188H162V187H158V188H147L146 189ZM184 193V192H183ZM180 194V193H179ZM5 196H6V194H4ZM3 195V196H4ZM20 195V194H19ZM32 195V194H31ZM34 195L36 196L37 194L36 193H34ZM41 195V194H40ZM47 195V194H46ZM52 195V194H51ZM99 195H101V194H99ZM137 195H139V194H137ZM181 195V194H180ZM63 196H64V194H63ZM196 196V195H195ZM218 196H220V197H218ZM24 197V196H23ZM65 197V196H64ZM112 197V196H111ZM110 197V198H111ZM145 197V196H144ZM190 197V196H189ZM3 198H5V197H3ZM71 198V197H70ZM104 198H106V197H103L102 199H104ZM109 198V197H108ZM115 198V197H114ZM123 198V197H122ZM142 198V197H141ZM6 199V198H5ZM99 199H100V196H99ZM107 199V198H106ZM113 199V198H112ZM167 199V198H166ZM260 199V198H259ZM1 200V199H0ZM164 200V199H163ZM110 202L112 201V200H109ZM108 202V201H107ZM110 204H113V202L112 203H110ZM123 204V203H122ZM106 206V205H105ZM110 206V205H109ZM154 206V207H155ZM221 206V205H220ZM223 206V205H222ZM149 207V206H148ZM150 209V208H149ZM150 210H152V209H150ZM193 210V209H192ZM221 213L222 212H229L230 214H233L234 215V217L235 218H237V220L239 219V225L241 226V232H242V234H243V236L246 238V240L247 241H249V243H251V242H253V245L251 246V247H253V246H255L257 249H258V243H257V240H256V238H255V236H253V232H252V230L251 229H245L247 226H246V224H245V218H244V208L243 207H240V206H234V207H232V206H228L227 204H224V206H223V208L221 207ZM147 211V210H146ZM220 214V213H219ZM227 214V213H226ZM227 216V215H226ZM231 216V215H230ZM159 222V221H158ZM177 224V223H176ZM181 227V226H180ZM249 227V226H248ZM19 230V229H18ZM240 230V229H239ZM178 236V235H177ZM63 237V236H62ZM209 237V236H208ZM27 239V238H26ZM27 241H28V239H27ZM206 242V241H205ZM209 243V242H208ZM11 244V243H10ZM12 247V246H11ZM10 247V248H11ZM250 247V248H251ZM255 247H254V249H255ZM253 249V248H252ZM219 250V249H218ZM217 251V250H216ZM11 254V253H10ZM224 254H226V256H227V258L231 261L232 260V256L234 255V254H232V252L231 251H229L228 249H226V251H225V253ZM235 257V256H234ZM226 258V259H227ZM245 259V258H244ZM140 262V261H139ZM239 263V262H238ZM248 263V260H246V261H242L241 262V264H247ZM76 264V263H75Z\"/></svg>",
    "mask_w": 264,
    "mask_h": 264
},
{
    "label": "built area",
    "instance_id": "3",
    "mask_svg": "<svg viewBox=\"0 0 264 264\" xmlns=\"http://www.w3.org/2000/svg\"><path fill=\"white\" fill-rule=\"evenodd\" d=\"M219 200L220 202L227 203L228 206L245 207L247 218H253L252 232L258 243L260 260L264 264V218L260 209L256 207L257 198L240 190V188H233Z\"/></svg>",
    "mask_w": 264,
    "mask_h": 264
}]
</instances>
